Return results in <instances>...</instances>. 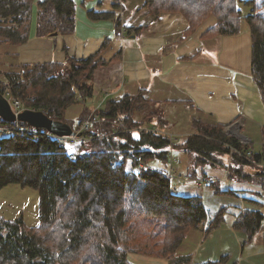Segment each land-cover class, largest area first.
<instances>
[{"label":"trees","instance_id":"16d2710c","mask_svg":"<svg viewBox=\"0 0 264 264\" xmlns=\"http://www.w3.org/2000/svg\"><path fill=\"white\" fill-rule=\"evenodd\" d=\"M239 1L143 0L146 13L142 16L156 23L161 14H181L187 22L183 40L210 15L216 21L202 37L238 34L244 20L251 37V77L264 103V4L258 9L257 0H245L250 10L243 15ZM114 7H119L118 1ZM75 10L74 0H0V47L9 48L2 51L9 59L8 70L0 68L4 77L0 92L7 100L17 99L70 125L66 109L92 99L95 71L119 60L120 49L105 58L101 55L109 41L105 39L100 50L88 57L70 55L63 46L61 62L22 63L17 60V48L30 38L33 20L36 37L73 33ZM87 14L92 19H112L116 37L149 26L147 21L126 24L116 12L91 9ZM0 59L1 67L4 59ZM173 101L177 100L149 98L145 87L107 100L97 111L98 120L81 131L85 137L79 142L81 152L74 155L44 133L34 138L14 131L0 137V188L9 183L35 188L40 219L30 227L21 218L7 220L0 215V264H68V258L77 253L86 264H135L126 247L131 234L137 242L134 235L140 232L136 228L143 226L141 222L150 225L151 237H141L145 239L142 254L167 258L168 264H236L227 254L198 261L191 253L178 252L190 230L201 226L207 236L219 227L228 207L221 205L208 216L199 194L174 192L170 167H154L150 162L168 164L173 153L181 151L189 156L191 177L203 178L201 171L207 166L222 167L228 181L256 184L264 193V124L263 145L255 151L252 141L228 135L224 124L194 109L197 115L190 118L191 131L178 140L168 129L164 108ZM92 107L86 108L75 128L71 125L74 130L92 118ZM0 124L14 122L0 118ZM208 182L214 193H234L220 188L215 180ZM263 221L259 209L246 208L236 216L233 228L246 234V243L263 228Z\"/></svg>","mask_w":264,"mask_h":264},{"label":"crops","instance_id":"0c3cea01","mask_svg":"<svg viewBox=\"0 0 264 264\" xmlns=\"http://www.w3.org/2000/svg\"><path fill=\"white\" fill-rule=\"evenodd\" d=\"M74 1L76 2L75 31L71 34H58L54 37H36L34 36L33 21L30 38L17 48V60L19 62H61L65 58L63 46L67 47L70 55L77 58L88 57L97 53L105 39H108L105 47L101 49V55L110 58L120 49V59L95 71L93 97L88 103L94 106V101L99 98L100 92L103 90L111 89L112 93L122 96L125 93H134L139 87H143L137 86L139 83H136V90L135 87L125 89V60L129 56V52L134 57L138 56L139 59L141 51L145 49L144 44L147 42L153 44L155 47L151 50H156L161 43L165 42L161 44L162 47L173 44L172 41L168 43L167 41L172 40V36L175 35L174 41L176 43L173 47L163 49L162 52L159 49L161 52L158 58L159 67L149 73V80H153L154 83L157 82V86L155 87L153 83L152 85L149 84L150 87L153 86L152 89L145 87L148 94L154 90L161 93L156 95L160 100H177L172 103L183 106V102H186L188 103L186 105L194 112L196 109L210 121L224 124L225 130L230 127L231 130H239L240 134L244 132L242 134L245 136L243 141H252L251 136L245 133L246 131L248 133L247 129L250 128L246 126L254 124L258 126L261 132V126L264 124V103L251 77V37L246 27H243L238 34L202 37L201 34L214 22L213 17H208L203 22L210 20L205 28H201L202 23L184 40L179 35L183 32L181 28L164 24L157 30L158 33L153 36L154 38L142 42V45L133 44L134 41H132L123 43V46L120 47L119 40L127 32L116 37L115 22L112 19H92L88 16L87 11L93 9L103 12H116L125 19L126 24L136 26L137 24L133 22L134 19H139V15L143 13V10H139L137 2L135 0ZM117 1L119 7H114V3ZM127 9L130 13L126 17L124 12ZM164 15L166 14H163L161 21L156 22L155 26L164 23ZM173 19H177V16ZM181 26L184 29L186 25L182 22ZM150 27L152 26L149 24L146 30L127 34L130 38L138 40L140 38L137 34L147 33ZM165 30H172L170 37L164 34ZM180 56L192 57L191 59L180 60L178 59ZM259 143L262 147L263 141H259ZM176 153L178 157L180 153L184 152L173 153L175 162H177ZM180 165L178 157L176 167ZM189 166L190 160L187 154L183 167L177 176L189 172ZM172 169L176 172V168ZM201 173L204 175L205 183L197 184L194 181L178 183L175 185L176 190L191 195L199 194L192 192L191 187H201L202 190L199 195L208 214L214 212L220 205H226L228 209L224 215L223 223L214 228L208 237L201 241L200 246L195 247L191 252L193 260L215 259L227 254L230 262L264 264L260 249L252 247L244 251L241 242L245 243L246 234L233 228V222L242 209H259L264 214V193L261 187L245 182H228L226 170L222 167L207 166L202 169ZM211 180L224 181L226 188L232 189L234 193L231 196H216L208 186V181ZM263 228L254 237L264 231ZM196 231H200L202 234V227L199 226ZM136 256L135 262L137 264H168V260L164 257L146 254H136Z\"/></svg>","mask_w":264,"mask_h":264},{"label":"rangeland","instance_id":"374dc122","mask_svg":"<svg viewBox=\"0 0 264 264\" xmlns=\"http://www.w3.org/2000/svg\"><path fill=\"white\" fill-rule=\"evenodd\" d=\"M135 1L139 5L138 6L139 10L140 9L143 10V15H144V12L146 13V8H144L145 4H144L143 0H135ZM256 4L258 6V9H262V4H264V3L261 0H257ZM237 7L240 9V11L243 15L247 14L250 10V6L245 4V0H240L237 4ZM128 9L126 10V12H124V13H126L125 14L126 17L130 13V11ZM164 14H166V15H164V23L159 24L160 26L158 24L155 26L154 22L146 20L142 16V14L139 15L140 16V17H138L139 19H134V21H133L134 24H142L143 22L147 21V22H149V24L152 27H150V29L148 30L147 33H143L142 35L137 34L138 37L140 38L138 40L130 38V36L126 33L123 36V38L121 40H119L120 47H121V45L123 46V43H129L132 41H134L133 44L142 45V42H146L149 39L154 38L153 36H156L158 33L157 30H159L160 27L164 26V24L171 25L172 27L176 26V28L179 27V28H181V30H184V29H182L183 26H181L182 22L184 25H186L187 22L181 14H179V13H164ZM162 16H163V14H161V18H162ZM176 16H177V19H173ZM209 17H213L214 22L216 21L214 16L210 15ZM209 22H210V20L203 23L201 28L202 29L205 28L209 24ZM241 22H242L241 25L248 29V25L246 24V22L244 20H242ZM213 23L211 25H213ZM171 31L172 30H165L164 34H166L167 37H170ZM173 31H175V30H173ZM181 34L182 33H180L179 35L181 36ZM174 37H175V35L172 36V40L167 41V43L172 41L173 44H171L169 46L162 47L161 44H164L165 42L161 43L160 47H162V48L157 47L156 50L155 49L151 50L155 46L153 44H149L147 42L146 44H144L145 49L141 51V53L139 55V59H138V56L134 57L129 52V56L125 60V69H126V73L124 76L125 83H126L125 89L135 87L134 89L136 90L137 86L149 87L150 89H152L153 86L150 87L149 84L152 85L154 82H153V80H149V73L151 71H155L156 69H158V67H159V62H158L159 53H161L163 51V49H168V48L173 47L175 45L176 42L174 41L175 40ZM202 44H204V42H202ZM3 49L8 50L9 48L8 47H2V48L0 47V58L2 56V58L4 59L3 60L4 62L0 68H2L3 70H8V59L9 58H8V55L5 56L4 54H2ZM159 49H161L160 50L161 52H159ZM137 65L138 66L141 65V66H139V70H138ZM138 71H139V73H138ZM136 75L139 77H137ZM144 75H145V78H144ZM0 80L4 81V77L1 73H0ZM149 82H151V83H149ZM136 83H139V85H137ZM154 84L156 87L157 82ZM104 92H105V90L100 92L99 98L96 101L93 100L94 105H97L98 103H100V107L102 108L107 100L117 99L120 96V94L118 95L115 93H111L108 96H106V99L104 101H102V97H103ZM149 93H150V94H148L149 98L160 100L157 98L156 95H160L161 93H158L157 91H154V90L150 91ZM89 101L90 100H87L85 103H74L66 109L65 118H66V120H68L71 123L73 128H75L79 124L78 121L80 119V116L82 115V113H84L86 108L90 107L92 105L91 103H90V105L88 104ZM93 101H91V102H93ZM186 104H188V103L184 102L185 107L183 105H179L177 103H172V104L169 103L167 106H164V108L166 110L167 119H168L167 120L168 121L167 126L169 125L168 129H170V131L172 132V135L175 138H176V136H178V140L183 139L185 134H187L191 131L190 118L193 115H195V116L197 115V113L194 112L193 110H191L189 108V106ZM2 125L3 124H0V126H2ZM167 126H166V128H167ZM246 127H250L249 129H247L248 133H247V131L245 133L248 134L249 136H251L252 141H253L252 142L253 149L255 151H260L261 146H260L259 141H262V136H261V132H260L258 126L254 125V124H250L249 126H246ZM241 134H244V132H241ZM2 136H4V135H3V133L0 132V137H2ZM79 142H80V140H77L73 143L68 141L65 145V150L72 155H74L76 153H80L81 149H80ZM186 155L187 154H185V153H180V155H178L179 163L181 164L178 167H176V165L178 164L177 153L175 154L177 162L170 161V162H168V164H163L159 160L155 159V160H151L150 165L154 166V167L164 168V169L165 168L169 169V167L170 168H176V172H174V174H173V176H175V175H177L178 172H180L181 168L183 167V163L186 160ZM187 159H188V157H187ZM171 163H173V164H171ZM185 172H181V173H185ZM185 174H188V173H185ZM177 181H179V180H177ZM177 181L172 182V187H175V185L178 184ZM228 182H230V181H228ZM183 183H185V182H183ZM219 186L222 189L227 187L226 183L222 180L219 181ZM201 190H202L201 187H197V188L191 187V191L194 193L200 194ZM211 191H213V190L211 189ZM175 192H178V190H176ZM212 193L215 194L216 196H231L230 194H220V193H214V192H212ZM213 213L214 212H212L211 214L207 213V215L211 216ZM0 215L7 220H14L17 218H21L23 223L26 226H30V227L37 226L40 222L38 191L33 187L22 186L18 183H9V184L1 187L0 188ZM143 220H145V219H143ZM141 223H143V226H141V228H139L137 226V228H136V229H139L140 232L136 231V233L134 235V238H136L137 242H134V239L132 238L131 233L134 232V230H135V229H133V231L129 232V235L131 234V239L128 240V244L126 247V250L128 251V253H127L128 258L134 263H136L135 262L136 258H137L136 254H142L143 253V252L141 253L140 251H142V249H144L142 246L145 244L144 241L147 237H149L148 235L150 234V231L148 230L150 225H148L147 222H141ZM263 225H264V221L262 222V227H264ZM262 232L264 233V231H261L256 237H253L252 240L246 241V243H244V242H241V243H243L244 251L246 249H249L252 247L259 248L260 253L262 254L261 258L264 260V234ZM141 234H144V235L141 236ZM141 237H144L145 239L141 238ZM207 237H208V235L203 236V233L201 234V232L196 231V229L190 230L188 236L184 240L183 244L180 246L178 252L179 253H188V252L191 253L195 249V247L198 248L201 244V241H203ZM149 238H151V237H149ZM121 244L124 245L123 243H121ZM249 245H251V246H249ZM86 261L87 260L85 258L79 257V253H77L76 255L70 256L68 258V261H66V263H68V264H86ZM235 263L239 264L238 262H235ZM56 264H59V263H56Z\"/></svg>","mask_w":264,"mask_h":264},{"label":"built area","instance_id":"2783aa9c","mask_svg":"<svg viewBox=\"0 0 264 264\" xmlns=\"http://www.w3.org/2000/svg\"><path fill=\"white\" fill-rule=\"evenodd\" d=\"M112 93L111 89H106L103 97H102V101H104L106 99V96H108L109 94ZM77 100L80 99L79 96L76 97ZM10 106L13 110V112L15 114H17L18 112L27 109L29 107H26L25 105H23L22 103H20L19 100L14 99L12 101H10L8 99ZM100 103H98L97 105H94L92 107V118L90 117L87 121L80 123V127L79 129H75L76 132H79V135H74V136H57L51 132H48L46 130L43 129H39V128H35L32 127L28 124H21L18 120L14 121V124L12 125H2L0 126V132L3 133V135H8L14 131H20V132H25L27 134H32L34 136V138H38V134L44 133L47 134L49 137H51L52 139L56 140V142L58 143L59 146L65 147L66 143L69 141L71 143L77 141V140H83L85 137L83 135H81V131L83 130H87L88 126L90 125L91 122L98 120V110L100 109ZM31 109V108H30ZM91 119V120H90ZM248 154V152H247ZM171 161H176L174 158H171ZM172 164V163H171ZM175 170H173L172 168L169 169V173L171 175V179L172 182L177 181V183H183V182H187V181H194L197 184H202L205 183L206 180H204L203 178H193L191 177L190 174H184V175H175L173 176ZM172 190L175 192L176 188L172 187Z\"/></svg>","mask_w":264,"mask_h":264},{"label":"water","instance_id":"95a60500","mask_svg":"<svg viewBox=\"0 0 264 264\" xmlns=\"http://www.w3.org/2000/svg\"><path fill=\"white\" fill-rule=\"evenodd\" d=\"M57 35L56 32L51 34V36ZM0 118L5 122H14L15 120L25 122L26 124L46 130L57 136H74L79 135L72 126L62 120H55L50 118L47 114L42 111L34 109H24L17 114H15L10 106L9 101L0 92ZM228 135L239 137L243 140L245 136L240 134L239 130H231L230 127L226 129Z\"/></svg>","mask_w":264,"mask_h":264}]
</instances>
